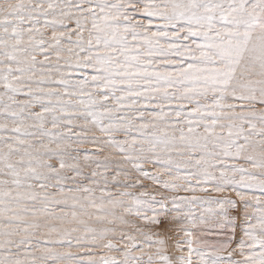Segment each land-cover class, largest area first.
Returning a JSON list of instances; mask_svg holds the SVG:
<instances>
[{
	"label": "snow or ice",
	"instance_id": "snow-or-ice-1",
	"mask_svg": "<svg viewBox=\"0 0 264 264\" xmlns=\"http://www.w3.org/2000/svg\"><path fill=\"white\" fill-rule=\"evenodd\" d=\"M0 264H264V0H0Z\"/></svg>",
	"mask_w": 264,
	"mask_h": 264
}]
</instances>
